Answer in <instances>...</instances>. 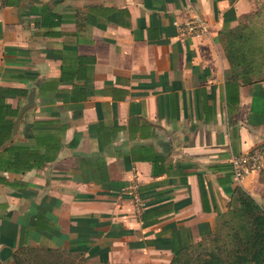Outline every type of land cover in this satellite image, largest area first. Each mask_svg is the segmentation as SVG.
Here are the masks:
<instances>
[{
  "label": "crops",
  "instance_id": "1",
  "mask_svg": "<svg viewBox=\"0 0 264 264\" xmlns=\"http://www.w3.org/2000/svg\"><path fill=\"white\" fill-rule=\"evenodd\" d=\"M259 1L0 0V264H167L236 187L264 210V167L233 182L229 162L264 161V79L231 78L215 40Z\"/></svg>",
  "mask_w": 264,
  "mask_h": 264
},
{
  "label": "trees",
  "instance_id": "2",
  "mask_svg": "<svg viewBox=\"0 0 264 264\" xmlns=\"http://www.w3.org/2000/svg\"><path fill=\"white\" fill-rule=\"evenodd\" d=\"M257 10L242 15L234 27L221 29L215 38L231 68V78L243 84L264 79L263 46L256 41V29L243 21H251ZM234 193L236 204L217 214L211 233L196 243L173 248L167 264H264V210L240 187ZM29 251L52 257L46 264H107L81 252L40 247L19 248L13 254L14 263L22 264V254Z\"/></svg>",
  "mask_w": 264,
  "mask_h": 264
},
{
  "label": "built area",
  "instance_id": "3",
  "mask_svg": "<svg viewBox=\"0 0 264 264\" xmlns=\"http://www.w3.org/2000/svg\"><path fill=\"white\" fill-rule=\"evenodd\" d=\"M176 29L181 36H195L202 33L205 29V26L200 17L193 16L182 24H176ZM229 162L231 164L230 176L233 182H239L250 172L263 167L264 164L263 154L258 150L239 156H231ZM132 198L137 200L136 193L133 192Z\"/></svg>",
  "mask_w": 264,
  "mask_h": 264
},
{
  "label": "rangeland",
  "instance_id": "4",
  "mask_svg": "<svg viewBox=\"0 0 264 264\" xmlns=\"http://www.w3.org/2000/svg\"><path fill=\"white\" fill-rule=\"evenodd\" d=\"M264 0H261L257 3V15L251 17V21L243 19L245 23H247L249 26L253 27L256 29L257 36H256V41L257 43H261L263 46V51L262 53L264 54ZM262 71L264 72V66L262 67ZM52 257H47V256H41V255H32L30 251L26 253V255L21 256L22 264H46L50 260H52Z\"/></svg>",
  "mask_w": 264,
  "mask_h": 264
}]
</instances>
